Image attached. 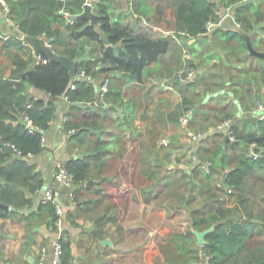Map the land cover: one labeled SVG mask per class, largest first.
I'll list each match as a JSON object with an SVG mask.
<instances>
[{
  "label": "trees",
  "instance_id": "16d2710c",
  "mask_svg": "<svg viewBox=\"0 0 264 264\" xmlns=\"http://www.w3.org/2000/svg\"><path fill=\"white\" fill-rule=\"evenodd\" d=\"M5 1L18 35L51 39L53 50L70 58L82 55L88 44L90 58L76 64V74L84 69L85 75L75 76L74 87L68 89L67 68L44 53L40 57L46 61L40 59L36 63H32L30 55L15 53L10 75L4 76L0 69V141L15 148L13 153H8L0 147V202L8 205L6 209L0 208V214L10 217L17 214L33 202L31 195L43 187L42 171L27 156L43 148L41 136L55 116L56 97L63 96L68 104L63 120L68 149L76 151L65 161L72 174V199L80 202L83 212L92 211V218H97L95 228L109 220L116 221L118 209L128 207L133 191L131 199L138 200L140 196L143 202L155 204L157 201L167 210H188L187 229L168 232L159 243L163 258L157 256L156 264H204L203 254L208 256V264H264V208L254 210L251 198L245 193L254 189L264 192V119L256 120V128L248 121L236 119L228 129L233 139L226 140L228 131L217 128L209 131V128L226 119L231 121L234 112L204 106L205 97L196 90L195 79L181 85L175 83L181 92V101L165 117L178 121L191 108L204 110L198 114L203 123H193L194 131L206 134L195 151L201 160H210L213 168L198 178L194 168L188 171L170 167L174 146L159 144L163 133L157 126L163 119L159 108L156 106L151 116L146 115L147 104H141L135 95L125 98L122 88L124 82L143 80L144 67L167 50L169 38H152L127 29L113 18L110 0H93L98 17L96 24L88 17H78L85 0ZM217 1L222 6H233L236 20L245 31L264 21V9L253 8L255 0L246 3L243 0H171L176 31L188 37L204 34L206 21L219 7ZM61 10L67 11L73 21L69 22ZM238 37L241 50H245L243 38L240 34ZM10 44L29 47L19 36L5 41L6 46ZM261 62L264 65V59ZM191 65L197 68L195 62L191 61ZM261 71L264 83V66ZM106 76L111 80L100 99L98 85ZM230 76L228 72L229 80H234ZM27 82L49 97L32 94ZM228 95L218 94V97L226 99ZM137 109L140 116L149 120L146 129L137 131L138 138L129 134L137 129L132 123ZM24 117L35 127L32 131L19 121ZM250 146L260 147L258 157L250 155ZM217 173H221L225 187L231 189L229 193L226 188L215 186ZM89 178L97 183L86 185ZM190 178L196 182L191 184ZM111 187L114 191L108 190ZM226 194L235 195L234 204H227ZM198 198V203L193 205ZM58 217L54 204L39 202L24 219L26 226L43 223L56 229ZM210 226L206 242L198 244L191 227L203 230ZM59 241L62 263L67 264L72 258L70 242L62 236Z\"/></svg>",
  "mask_w": 264,
  "mask_h": 264
},
{
  "label": "crops",
  "instance_id": "0c3cea01",
  "mask_svg": "<svg viewBox=\"0 0 264 264\" xmlns=\"http://www.w3.org/2000/svg\"><path fill=\"white\" fill-rule=\"evenodd\" d=\"M91 1L93 2V0ZM255 1L258 2L259 0ZM110 2L113 18L121 22L127 29L135 33L147 34L152 38L162 36L169 38L167 50L144 67L141 82L121 83L125 98L135 95L141 104L145 106L147 104L146 115L151 116L153 114V107L159 108L158 111L162 114L163 119L157 123V126L163 132L161 137H165L174 146L171 148L172 150L179 151L184 158H187L191 152H196L195 149L200 142L191 144L187 135L189 130L195 128L190 122L195 115L189 117L186 125L181 124L179 120L171 121L165 117L170 111L175 110L181 101V92L175 83H180V85L184 83V80L177 73L187 63L184 58L185 54L190 56V61L197 64L195 80L198 84L196 90L207 95L203 99L204 106L208 103L206 102L208 97L228 94L227 92L210 93L216 86L229 87V91L237 98V103L233 102L228 95L226 99L223 96L216 101L209 102L212 103L211 106L226 108L234 112L238 120L252 123L253 128H256L257 119L263 120L258 118L254 103L256 100L264 101V83L262 82L261 71V67L264 66L261 60L264 58L250 54L244 34L240 33L241 30L248 33L254 48L264 51L262 49L264 40L263 20L254 25V27L257 26L255 31L254 28L251 31H245L242 28H237L230 19H226L222 26L215 28L210 33L205 32L196 37H188L184 32L176 31L174 8L171 0H142L141 2L135 0L134 3L132 2V6L129 5V0H110ZM218 6H221V3L218 2ZM92 11L95 12L94 5ZM8 18L10 16H6L3 4L0 2V31L10 34L9 37L11 38L19 36L22 39L24 34L18 35L16 23L12 18L14 24L9 23ZM143 19L160 29L168 30L169 33L154 29L153 26L143 23ZM239 34L246 44L245 50H241L242 42L238 40ZM42 40L47 41V39L44 40V37ZM195 43L201 44V49L198 52L194 46ZM23 44L29 47L21 48L15 44L6 46L5 41L0 39V69L4 76H9L14 66L13 54L20 53L25 57L29 55L33 57L32 47L24 42ZM192 50L197 52V55H194ZM224 60H226V64ZM228 72L231 73L230 78L232 77L234 80H229ZM219 77L225 80H221ZM237 79L238 82H236ZM220 81L221 84H219ZM231 89H235V92H232ZM29 90L36 96L49 97L47 93L32 87L31 84ZM257 94L261 95L258 99L254 97ZM56 100L55 116L43 134L45 137L43 148L38 153L27 156L42 171L43 187L31 195L33 202L28 207L16 212L17 214L11 217L0 214V264H52L54 243L60 236L70 242L72 257L77 258L78 264H156L157 256L163 258L158 243L161 242L166 233L172 230L171 216H168L166 208L143 202L140 196L138 200L131 199L133 191L130 192L128 207L118 209L119 214L116 221L109 220L101 227L95 228L97 218H92V211L83 212L80 208V202H75L70 196L73 186H60L61 226L56 224V229H52L43 223H35L32 227L25 225V215L37 208L44 190L55 182L56 161L65 162L70 155L76 153L75 149L73 151L68 149L67 135L62 127L68 104L63 96L56 97ZM149 100H152L150 108ZM201 110L202 112L197 114H203L204 110ZM255 113L256 115L252 117H242L245 114ZM140 115L141 113L137 109L132 120L137 129L135 133L129 132L130 136L138 138L137 131L147 128L148 118H143ZM231 123L232 120L230 125ZM225 129L222 128L221 130ZM251 150L250 146V155ZM47 151L51 155L49 159H52L54 166L49 167L51 165L49 163L48 167H42L40 158L45 153L47 154ZM176 168H186L189 171L190 167L184 164V167L178 166ZM197 171L199 178L202 172ZM217 174L219 178L221 173ZM256 185L259 186L258 183ZM245 193L251 198L254 210L264 208V192L254 189L253 192L246 190ZM225 197L229 205L236 201L235 195L226 194ZM42 247H45L46 251L44 259L41 260Z\"/></svg>",
  "mask_w": 264,
  "mask_h": 264
},
{
  "label": "built area",
  "instance_id": "2783aa9c",
  "mask_svg": "<svg viewBox=\"0 0 264 264\" xmlns=\"http://www.w3.org/2000/svg\"><path fill=\"white\" fill-rule=\"evenodd\" d=\"M62 1H66V0H62ZM0 2L3 4L4 7V11L6 13V16L8 17V11H9V7L8 4L5 0H0ZM85 3H89L91 5V8L93 7V2L91 0H85ZM129 5L132 6V1L129 0ZM218 3V1H217ZM84 6V5H83ZM62 14L65 15L68 18L69 22H72V16L65 10H61ZM226 19H230L236 27L240 28V23L236 20V16H235V11L233 6H219L218 9L216 10L215 14L213 16H211L207 21H206V33H210L212 32L215 28L220 27L224 24ZM7 21L11 24H14L11 18H8ZM143 23L145 24H149L151 26H153L154 29L159 30L161 32H165V33H169L168 30H163L160 29L159 27L151 24L148 20L143 19ZM16 28L17 25L15 24ZM10 34H6L2 31H0V39L6 41L9 37ZM185 60L187 61V63L178 70V75L184 80V81H193L196 77V69L191 65V61H190V56L188 54H185L184 56ZM38 60H42V61H46L45 58H41L40 54L37 57ZM85 75V71L84 69H81L75 76H84ZM109 82H110V77L106 76L103 78V80L99 83V97L100 99H103L104 93L108 90L109 87ZM70 87H74V83L72 82ZM255 109L257 111V115L259 119H264V101L263 100H256L255 103ZM190 113H192V108L184 113H182L179 116V122L181 124H187L189 121V115ZM24 119L27 120L26 126L29 128L30 131H32L35 127L31 124L30 120H28L26 117H24ZM66 119V117H64V120ZM64 128V126H62ZM230 127V119H226L223 120L222 122H220L219 124H217L216 126H211L209 128V131L213 130V129H222V128H226L229 129ZM70 131H73V129H70ZM229 139H233V135L231 130H228L227 133ZM188 135V140L190 141L191 144H196L198 143L202 137L205 136V132L202 131H194V130H189L187 132ZM41 141H42V145L45 141V137L44 135L41 136ZM8 144V143H5ZM159 144L161 146H168L169 142L165 137H161ZM10 145V144H9ZM12 146V145H11ZM13 147V146H12ZM258 148V150L254 151V148ZM14 148V147H13ZM252 150H251V156L253 157H258L260 155V147L258 146H251ZM15 151V148H14ZM17 153H20L19 151H17ZM18 155V154H17ZM31 155V154H28ZM188 166L190 168H194L196 170H199L200 172H205V173H210V170L213 168L212 163L210 160H201L199 158V156L197 155L196 152H191L189 156H187V158H184L181 153L177 150H173L171 152L170 155V162H169V166L170 167H184ZM60 186H66V187H70L72 186V174L70 173L67 165L65 164V162H63L62 160H57L56 161V172H55V182L53 184H50L49 186H47V188L44 190V193L42 195L41 198V202L46 203V202H50L52 204H54L55 208H56V212L59 215L58 219L56 220V224L58 226H61V218H60V214L62 213V207H61V203L57 202V199H60L61 196V187ZM215 186L218 188H226L225 185L223 184L222 178L221 176L215 181ZM227 193H229L231 191L230 188H226ZM70 196H72V193H70ZM45 251L46 248L42 247L41 249V256L40 259H44L45 257ZM61 254H62V247H61V243L58 240L54 243V247H53V254H52V264H63L62 260H61ZM204 257V264H208V256L206 254H203ZM67 264H78V260L77 258H71L69 260V262Z\"/></svg>",
  "mask_w": 264,
  "mask_h": 264
},
{
  "label": "water",
  "instance_id": "95a60500",
  "mask_svg": "<svg viewBox=\"0 0 264 264\" xmlns=\"http://www.w3.org/2000/svg\"><path fill=\"white\" fill-rule=\"evenodd\" d=\"M249 0H243V3L248 2ZM78 17H88L91 21L92 24H96L97 23V14L95 12L92 11L91 5L89 3H85L84 4V8L82 10V12L80 14H78ZM238 28V27H237ZM257 29V26L254 27V31ZM242 34H244L243 36L246 39V43H247V47L249 49V52L251 55H256L259 58H264V51H260V50H256V48H254V46L252 45L251 41H250V37L249 34L242 31ZM22 40L24 43L30 45L32 47L33 50V63L37 62V57L39 54L44 53L45 55H47L48 58H50L51 60H55L60 62L61 64H63L69 73V77H70V81L67 85V89L70 87L71 83L73 82L74 78H75V72H76V64L78 62H81L83 60H88L89 57V49H88V44L85 45V51L82 55L76 57V58H70L66 55L63 54H59L57 52H55L52 48V44H51V39L47 40L46 42H44L42 40L41 36H32V35H28V34H24L22 36ZM224 63L226 64V60H224ZM27 88L30 87V83L27 82ZM202 112L201 108H194L192 113H190L189 117L191 118L192 116H194L197 113ZM21 123L26 124L27 120L20 118L19 120ZM229 137L226 136V140H228ZM0 147L2 149H4L6 152L8 153H13L14 152V148L9 145V144H5L3 142L0 141ZM254 151L258 150V148H254ZM18 156V155H17ZM191 184L194 183L193 179H190ZM97 181L93 178H89L88 180H86L85 184L89 185V184H96ZM58 203H61V200L58 198L57 199ZM0 208H8L7 204H4L2 202H0ZM212 229V226L203 229V230H196L193 227H191L192 232L194 233V235L196 236L197 242L199 244H204L206 242L205 240V235L208 231H210ZM104 241H108V240H104Z\"/></svg>",
  "mask_w": 264,
  "mask_h": 264
},
{
  "label": "rangeland",
  "instance_id": "374dc122",
  "mask_svg": "<svg viewBox=\"0 0 264 264\" xmlns=\"http://www.w3.org/2000/svg\"><path fill=\"white\" fill-rule=\"evenodd\" d=\"M260 6L264 9V3L261 1V0H259L258 2H253V8H257V7H259L260 8ZM194 46H195V48H196V50H197V52H198V50H200L201 49V44H199V43H195L194 44ZM192 52H194L193 50H192ZM197 52H194V55H197ZM225 87V86H224ZM217 92H219V93H221V92H227L228 94H229V96H230V98L232 99V101L233 102H236L237 103V101H236V97H234L233 96V94L231 93V91H229V87H225V88H222V87H218V88H215V89H213L212 90V92L210 91V93H216V94H218ZM209 93V94H210ZM207 95L206 94H204V97H206ZM152 99V98H151ZM208 100L206 101V102H208L207 104H206V107L207 108H209L210 106H211V104L212 103H209V102H213V101H216V100H218L219 99V97H218V95H216V96H213V97H208L207 98ZM147 101V100H146ZM151 102H152V100H149V108H150V106H151ZM147 103V102H146ZM235 103V104H236ZM156 107V106H155ZM155 107H153V109L155 108ZM152 109V110H153ZM256 113H257V111H255ZM256 113L255 114H245V115H243L242 117L243 118H247V117H252V116H255L256 115ZM199 116H198V114H195V116L190 120V122H192V124L193 123H195L196 124V122H198V123H203L202 122V120L200 119V118H198ZM236 119H237V115L234 113L233 114V116H232V123H234L235 121H236ZM194 126V125H193ZM225 132H227L228 131V129H225L224 130ZM160 139H161V137L159 138V142H160ZM198 155V154H197ZM51 157V155H50V153L47 151V154L45 153L44 155H42V157L40 158V160H41V164H42V167L43 166H46V167H48L47 165H49V163L51 164V165H49V167H51V166H54L53 165V161H52V159H49ZM109 190L110 191H114V189L111 187V188H109ZM117 193H119V191H117ZM226 198V197H225ZM118 200H120V199H122L121 197L119 198H117ZM200 200V198H198L197 200H196V202H193V205H195V204H197L198 203V201ZM159 204V202H155V206L156 207H161L160 205H158ZM168 216H171V219H170V222H171V228H172V230L171 231H174V230H177V231H184V230H186L187 229V226H188V223H187V219H188V210L187 209H185V208H183V209H179V210H176V209H170V210H168ZM170 232V231H169ZM167 235H168V233H166V235H165V237L164 238H166L167 237ZM164 238L161 240V241H163L164 240ZM198 243V242H197ZM159 244V243H158ZM199 244V243H198ZM159 249H160V246H159ZM161 252V251H160Z\"/></svg>",
  "mask_w": 264,
  "mask_h": 264
}]
</instances>
